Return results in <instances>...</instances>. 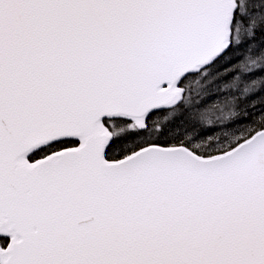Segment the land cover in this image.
<instances>
[{
  "label": "snow or ice",
  "instance_id": "obj_1",
  "mask_svg": "<svg viewBox=\"0 0 264 264\" xmlns=\"http://www.w3.org/2000/svg\"><path fill=\"white\" fill-rule=\"evenodd\" d=\"M0 264H264V0H0Z\"/></svg>",
  "mask_w": 264,
  "mask_h": 264
}]
</instances>
